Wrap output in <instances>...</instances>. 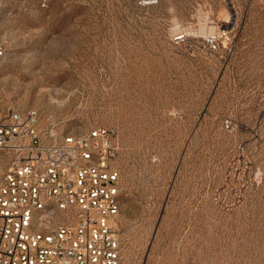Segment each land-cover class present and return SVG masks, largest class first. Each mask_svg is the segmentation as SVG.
I'll use <instances>...</instances> for the list:
<instances>
[{
  "label": "rangeland",
  "instance_id": "obj_1",
  "mask_svg": "<svg viewBox=\"0 0 264 264\" xmlns=\"http://www.w3.org/2000/svg\"><path fill=\"white\" fill-rule=\"evenodd\" d=\"M0 38V102L118 131L122 264H264V0H1Z\"/></svg>",
  "mask_w": 264,
  "mask_h": 264
},
{
  "label": "built area",
  "instance_id": "obj_2",
  "mask_svg": "<svg viewBox=\"0 0 264 264\" xmlns=\"http://www.w3.org/2000/svg\"><path fill=\"white\" fill-rule=\"evenodd\" d=\"M118 157L115 128L66 132L0 102V264H122Z\"/></svg>",
  "mask_w": 264,
  "mask_h": 264
}]
</instances>
